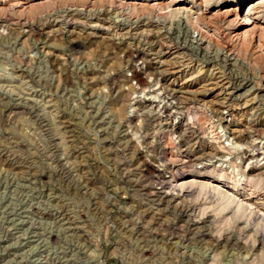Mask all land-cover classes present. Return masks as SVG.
<instances>
[{"label": "rangeland", "instance_id": "1", "mask_svg": "<svg viewBox=\"0 0 264 264\" xmlns=\"http://www.w3.org/2000/svg\"><path fill=\"white\" fill-rule=\"evenodd\" d=\"M24 1L0 0V264H264L255 0ZM130 79L174 107L135 111Z\"/></svg>", "mask_w": 264, "mask_h": 264}, {"label": "bare ground", "instance_id": "2", "mask_svg": "<svg viewBox=\"0 0 264 264\" xmlns=\"http://www.w3.org/2000/svg\"><path fill=\"white\" fill-rule=\"evenodd\" d=\"M33 1H35V0H26V3H25V1H24V3L25 4H27V5H29V4H31ZM175 1H177V0H170V2L168 3V4H170V5H173V4H175L174 2ZM240 1L241 0H235L234 1V3H235V6L234 7H230V8H228V9H225L224 11H222L223 12V16H225V18H227V19H229V20H232V21H237L238 19H239V14H240V12H241V5L239 4L240 3ZM173 2V3H172ZM200 2H202L204 5H205V7L209 4V2H207V1H205V0H201ZM260 3V5H261V3H263L264 4V0H255V1H253V2H251V3H249L248 4V7L245 9V14H244V16H243V20H241L242 22H241V26H247V28L245 29V30H243L240 34H238V36H237V38L239 37V39H245L246 37H248L251 33H254V31H256V30H260V31H262L263 29H264V16H261L260 14L262 13V12H257L256 13V15L257 16H254V15H252V11H254L253 9L255 8V5L256 4H259ZM156 4H158V3H154L153 5H156ZM170 7V6H169ZM175 9H177V10H185L186 9V7H174ZM259 8V7H258ZM261 8V7H260ZM190 10V9H189ZM256 10V9H255ZM260 10V9H259ZM257 11V10H256ZM221 12V13H222ZM185 14V13H184ZM240 21V20H239ZM235 23V22H234ZM262 29V30H261ZM249 38V37H248ZM222 54H224V53H222ZM231 97V96H230ZM134 110V109H133ZM133 110L131 111V112H133ZM228 113V111H226V112H224L223 114H227ZM228 116H229V114H227ZM230 117H231V115H230ZM223 122H229L231 119H227V116H223ZM231 122V121H230ZM229 130V129H228ZM227 130V131H228ZM225 132L224 133V135H223V138H224V140H225V142H226V145H230V146H235V147H237L238 146V144H237V141H239L240 139H238L237 137H235L234 136V134H235V132H233L232 130L231 131H229L230 133H228V132ZM238 136V135H237ZM240 136V135H239ZM241 137V136H240ZM246 139H247V137H246ZM254 140V139H253ZM225 144V143H224ZM246 145L248 144H250L249 145V147H251L253 144H254V141H248V139H247V141H246V143H245ZM263 144V143H262ZM252 148V147H251ZM251 150V149H250ZM249 152V151H248ZM250 153V152H249ZM246 154H247V152H246ZM256 155H258V154H256L254 151H252V153L251 154H249V156L254 160V161H252L253 163H259V160H257V159H255L256 158ZM247 156V155H246ZM218 159V158H217ZM247 159V158H246ZM248 160V159H247ZM261 160H264V155H263V157H262V159H260V161ZM220 162V161H219ZM202 169H204V168H206V166L205 165H202V167H201ZM191 182H194V181H190V183Z\"/></svg>", "mask_w": 264, "mask_h": 264}, {"label": "built area", "instance_id": "3", "mask_svg": "<svg viewBox=\"0 0 264 264\" xmlns=\"http://www.w3.org/2000/svg\"><path fill=\"white\" fill-rule=\"evenodd\" d=\"M189 39L190 41H199L200 37H199V30L197 29H193L190 31L189 33ZM135 68L137 70H140L143 68V64L142 62H140V60H136L135 61ZM129 76V74H128ZM130 85H132L135 89V94H133V97L130 101V107L135 108V111H137L136 109H138L139 107L142 109H149L150 111H154L157 112L159 111V115L160 112H164L165 110L171 109L172 107H174V102L170 99V96L162 93H159L158 90H156L157 93H159L158 95H160V99L159 100H155L151 97V92L152 90L155 92V88H147V89H142L140 88L139 84L134 80V79H130ZM145 93V95H144ZM147 94V95H146ZM140 109V110H142ZM129 112L130 108H129Z\"/></svg>", "mask_w": 264, "mask_h": 264}]
</instances>
